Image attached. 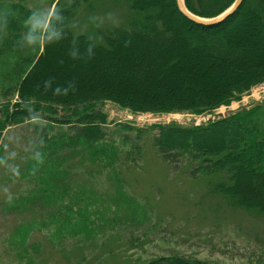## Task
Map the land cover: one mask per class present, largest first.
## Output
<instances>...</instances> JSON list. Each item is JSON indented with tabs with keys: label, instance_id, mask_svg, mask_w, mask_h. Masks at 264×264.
Returning a JSON list of instances; mask_svg holds the SVG:
<instances>
[{
	"label": "trees",
	"instance_id": "16d2710c",
	"mask_svg": "<svg viewBox=\"0 0 264 264\" xmlns=\"http://www.w3.org/2000/svg\"><path fill=\"white\" fill-rule=\"evenodd\" d=\"M83 1L46 0L52 10L44 17L47 22L36 24L44 16L39 7L0 0V93L5 100L0 148L8 126L33 123L20 177L28 175L37 186L15 206L38 208L30 225L49 226L55 239H89L109 224L105 212L120 206L132 210L118 170L125 161L142 158L141 146L124 150L108 137L105 102L132 112L200 114L264 82V0H243L232 15L210 26L185 17L176 0H115L127 3L130 18L126 26L106 31L101 41L70 29ZM233 2L184 0L190 12L205 18ZM116 126L135 132L137 139L144 132L128 123ZM152 128L146 129L154 130L151 144L162 162L172 168L195 163L190 173L207 180L209 193L231 208L264 217V100L204 124ZM102 171L113 193L98 191L91 182ZM29 223L15 228L20 245ZM141 264L212 263L173 254Z\"/></svg>",
	"mask_w": 264,
	"mask_h": 264
},
{
	"label": "rangeland",
	"instance_id": "374dc122",
	"mask_svg": "<svg viewBox=\"0 0 264 264\" xmlns=\"http://www.w3.org/2000/svg\"><path fill=\"white\" fill-rule=\"evenodd\" d=\"M63 2L70 4L73 0ZM26 4L33 9L39 7V15H44L36 24L47 22L44 17L49 16L52 8L46 0H26ZM130 15L125 2L86 0L73 16L70 29L101 41L106 31L126 26ZM15 98L8 99L10 104ZM256 100H264V82L253 86L238 100L200 115L215 120L219 112L230 111V106L235 105L237 110L242 104L253 105ZM4 101L0 93V107ZM111 107L120 106L113 102L103 105L109 121L108 137L122 143L124 150L136 143L141 146L142 158L134 164L125 161L118 170L122 188L132 201V210L120 206L117 212H105L111 218L109 224L103 231L96 229L89 239L76 236L82 242L76 237L55 239L49 235V226L40 230L31 226L39 209L32 205L17 207V198L37 186L28 175L20 177L29 158L23 152H30L33 123L10 125L3 131L0 148V264H141L153 257L173 254L212 264H264V217L231 208L222 197L209 193L206 179L191 175L195 163L172 168L161 161L151 144L154 130L150 129L154 125L175 123H163L164 118L159 119L161 114L195 113L143 112L151 118L138 126L144 132L137 139L135 132L117 129V117L111 115ZM93 176L89 180L98 191L110 189L107 171L95 172ZM42 210L46 216L49 209ZM22 222L30 223L25 244L20 245L14 232Z\"/></svg>",
	"mask_w": 264,
	"mask_h": 264
},
{
	"label": "built area",
	"instance_id": "2783aa9c",
	"mask_svg": "<svg viewBox=\"0 0 264 264\" xmlns=\"http://www.w3.org/2000/svg\"><path fill=\"white\" fill-rule=\"evenodd\" d=\"M110 113L112 116L117 117L118 122H128V123H131L137 126H139L141 123H144L145 121H149V118H151L150 114L132 112L126 108L123 109L120 107H111ZM222 115H224V113L219 112L216 118ZM162 117L164 119H162ZM208 117H209L208 115L201 116L200 114L166 113V114H161L159 119H162L164 121L163 123L175 122V123L186 124V125H200L201 122L211 120ZM182 119L184 120L182 121Z\"/></svg>",
	"mask_w": 264,
	"mask_h": 264
},
{
	"label": "water",
	"instance_id": "95a60500",
	"mask_svg": "<svg viewBox=\"0 0 264 264\" xmlns=\"http://www.w3.org/2000/svg\"><path fill=\"white\" fill-rule=\"evenodd\" d=\"M242 2L243 0H234L231 6H229L225 11H223L222 13L214 17H210V18L200 17L190 12L186 8L184 0H176V5H177L178 10L191 21L197 24H200V25L210 26V25H215V24H218L224 21L228 16L232 15L239 8Z\"/></svg>",
	"mask_w": 264,
	"mask_h": 264
},
{
	"label": "bare ground",
	"instance_id": "6f19581e",
	"mask_svg": "<svg viewBox=\"0 0 264 264\" xmlns=\"http://www.w3.org/2000/svg\"><path fill=\"white\" fill-rule=\"evenodd\" d=\"M230 107L234 108V107H236V106H235V105H233V106H230Z\"/></svg>",
	"mask_w": 264,
	"mask_h": 264
}]
</instances>
